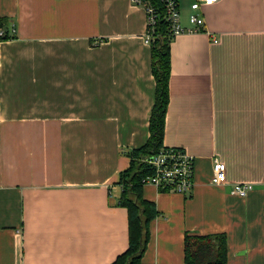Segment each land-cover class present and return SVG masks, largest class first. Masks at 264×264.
I'll list each match as a JSON object with an SVG mask.
<instances>
[{"label": "crops", "instance_id": "0c3cea01", "mask_svg": "<svg viewBox=\"0 0 264 264\" xmlns=\"http://www.w3.org/2000/svg\"><path fill=\"white\" fill-rule=\"evenodd\" d=\"M175 1L190 27L194 0ZM201 11L202 31L170 43L162 139L193 156L194 185H143L157 214L141 264H184L186 234L219 232L225 264H264V0ZM2 16L15 33L0 42V264H111L128 246L119 173L147 141L154 104L145 11L0 0ZM213 157L224 184L211 183ZM237 182L253 188L231 195Z\"/></svg>", "mask_w": 264, "mask_h": 264}, {"label": "trees", "instance_id": "16d2710c", "mask_svg": "<svg viewBox=\"0 0 264 264\" xmlns=\"http://www.w3.org/2000/svg\"><path fill=\"white\" fill-rule=\"evenodd\" d=\"M157 13L156 32L150 44L151 71L155 79L154 104L149 120V137L140 147L128 152L129 166L119 173L121 194L118 204L126 209L128 218V246L111 264H141L149 236V223L157 214L154 203L142 195V179L151 174V168L142 158L158 152L162 147L164 120L169 100L168 77L170 61L169 22L163 0H149ZM0 41L13 37L7 17H0ZM227 238L225 233L205 235L186 234L184 238V264H225Z\"/></svg>", "mask_w": 264, "mask_h": 264}, {"label": "built area", "instance_id": "2783aa9c", "mask_svg": "<svg viewBox=\"0 0 264 264\" xmlns=\"http://www.w3.org/2000/svg\"><path fill=\"white\" fill-rule=\"evenodd\" d=\"M134 4L141 6L146 14V31L144 34V43L150 45L155 32L157 23V13L149 0H131ZM166 9V19L169 22V33L174 38L180 33H191L202 31L204 17L202 7L210 5L217 0H194L190 8L192 12L189 15L190 27H182L179 22V12L175 0H163ZM0 29V35H3ZM10 33L14 35L15 29L10 27ZM211 36V35H210ZM214 43L218 39H212ZM1 42V41H0ZM151 168L152 173L142 179L143 185H152L156 189L173 191L181 194L189 193L194 185V159L191 154L181 147L162 146L158 152L151 153L142 158ZM212 177L211 183H226L225 171L226 165L218 157L212 158ZM253 188L248 182H237L231 185L229 193L239 197H244Z\"/></svg>", "mask_w": 264, "mask_h": 264}]
</instances>
